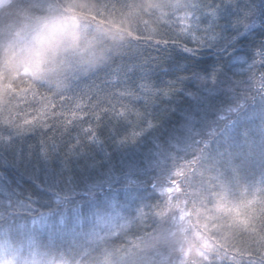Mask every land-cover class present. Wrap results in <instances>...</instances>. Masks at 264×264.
<instances>
[{
  "label": "clouds",
  "instance_id": "9594fccd",
  "mask_svg": "<svg viewBox=\"0 0 264 264\" xmlns=\"http://www.w3.org/2000/svg\"><path fill=\"white\" fill-rule=\"evenodd\" d=\"M93 118L139 150L81 195L0 196V264H264V0H0V145Z\"/></svg>",
  "mask_w": 264,
  "mask_h": 264
},
{
  "label": "trees",
  "instance_id": "16d2710c",
  "mask_svg": "<svg viewBox=\"0 0 264 264\" xmlns=\"http://www.w3.org/2000/svg\"><path fill=\"white\" fill-rule=\"evenodd\" d=\"M132 71L131 67L122 68L117 70V75L120 79L127 80ZM119 91L123 92L124 89L120 88ZM77 102H81V109H75L73 103H68L65 109H57L59 113H67L66 116L60 115V119L71 122L69 127H74L75 122L84 117L89 99L78 98ZM42 106L37 104L38 111L29 112L38 119L49 120L48 116L40 113ZM71 111H77L78 115L73 118ZM117 111H123L118 103ZM171 119L168 115L161 116V131L167 128ZM128 130L130 136L141 131L139 128L129 129L124 121L105 122L96 129L93 118V121H85L80 128L73 129L71 134L58 139L56 151L48 156L39 154L43 136L41 130L15 133L12 143L0 145V196L11 194L21 204L35 201L38 205L45 206L57 194L81 195L82 189L111 176L114 161L128 155V150H139L138 145L121 147L113 144L115 138L123 136ZM77 133L80 139H85L90 144H73L71 151L65 152L67 144ZM94 134L98 142L91 143ZM153 136V129H146L141 140Z\"/></svg>",
  "mask_w": 264,
  "mask_h": 264
},
{
  "label": "snow or ice",
  "instance_id": "6c2138e0",
  "mask_svg": "<svg viewBox=\"0 0 264 264\" xmlns=\"http://www.w3.org/2000/svg\"><path fill=\"white\" fill-rule=\"evenodd\" d=\"M78 101V98L75 99V100H72L71 98H69V103H73L74 104V108L75 109H81V102H77ZM47 105H43L42 108L39 110L40 113H44L45 112V109H46ZM60 115H67V113H60ZM78 115L77 111H71V116L73 118H75L76 116ZM31 116V113L30 112H26V113H23L21 115H19L17 118L19 119H23L26 123L28 121H35L36 120V116H31V118H29ZM65 123H69V121L65 120ZM91 139L95 140V136L93 135L91 137Z\"/></svg>",
  "mask_w": 264,
  "mask_h": 264
},
{
  "label": "rangeland",
  "instance_id": "374dc122",
  "mask_svg": "<svg viewBox=\"0 0 264 264\" xmlns=\"http://www.w3.org/2000/svg\"><path fill=\"white\" fill-rule=\"evenodd\" d=\"M92 187V186H91ZM85 189H82V193H83V191H84Z\"/></svg>",
  "mask_w": 264,
  "mask_h": 264
}]
</instances>
